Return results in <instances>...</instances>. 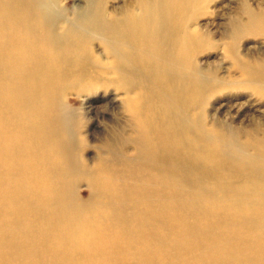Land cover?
I'll use <instances>...</instances> for the list:
<instances>
[{
    "label": "bare ground",
    "instance_id": "obj_1",
    "mask_svg": "<svg viewBox=\"0 0 264 264\" xmlns=\"http://www.w3.org/2000/svg\"><path fill=\"white\" fill-rule=\"evenodd\" d=\"M75 1L0 0V264H264V125L247 117L231 130L203 107L228 86L264 97V50L236 49L250 36L264 48V5L243 1L228 24L223 78L214 62L196 64L214 46L194 16L208 1ZM109 89L134 150L161 165L126 187H95L113 217L122 202L137 210L115 221L96 214L102 201L76 196L102 166L70 154L77 117L56 113L69 93Z\"/></svg>",
    "mask_w": 264,
    "mask_h": 264
},
{
    "label": "rangeland",
    "instance_id": "obj_2",
    "mask_svg": "<svg viewBox=\"0 0 264 264\" xmlns=\"http://www.w3.org/2000/svg\"><path fill=\"white\" fill-rule=\"evenodd\" d=\"M63 1L67 2L68 9L70 10L75 4H77L75 0ZM109 1L112 0H108V2ZM205 1H208L207 5L201 8H204L205 13L203 15H197L194 13V16L198 17L196 19V23L199 25V29L207 36L206 38L209 39V43L212 42L214 46L209 47L212 50L207 49L200 53V55L196 57V64L199 69H202L204 68L205 63L214 62L216 64V74L226 78L229 74L233 75V72H229L228 70L230 66L228 65L230 64L228 59H225L224 61H220L221 59H219V54H222L221 45L227 41L225 30L227 27H229L228 24H230L232 20H236L238 18L235 16V14H238L243 1L255 9L257 7L263 6L264 0H260L259 4L257 5L256 0ZM118 2L119 0H114L111 3L115 4ZM236 49L239 53H245L247 50L249 52L264 50L262 40L254 36L239 40L237 42ZM215 61L219 63H216ZM231 87V89H227L229 86L225 88L223 87L218 92H214V94H211L206 100V104H203L207 122L218 121L217 123H222L226 128L228 127L231 130H236L241 126L242 128L246 127V125L249 123H247L248 118H255L256 116L261 121L260 122L258 120V122H260L261 125H264L262 124L264 123V97L261 98L258 95H254L252 97L250 96V90L244 89L240 86ZM119 97L120 93L117 91H111V89L108 91L106 90L105 92L100 90L95 95H81L80 92H77V94L69 93L61 102L59 110H56L57 114H60L61 112L65 113L72 119V122H74L75 117H77V128L79 130L78 135L76 134V140L78 142V146H74L73 149H70V154H72L75 159L78 158L81 160V163L87 168H91L96 164L102 166V172L98 174L97 177L92 179L93 184H91V182L85 177H81L79 179L75 192L76 196L81 200L82 203H92L94 200L102 201L101 207L97 209V212L95 211L96 214L99 213L100 216H109V220L113 221L122 218L127 213L133 214L137 210L133 209L130 204L122 202L125 206L118 207H121L123 210V216L113 217L112 210L115 206L111 203L112 201L110 195L107 196L105 194L98 193L99 191L96 192L95 187L97 185H102L103 183L111 184L114 188L126 187L129 184H133L134 182L140 180L138 177L149 174L152 169L154 170L161 168V165L155 164V161L152 160L147 154H143L141 157H139L138 152L134 150L133 145L130 142V139L133 136L132 131H130V117L129 114L124 110V106L121 103ZM251 105L254 107L253 109L260 110V113H253V109L249 108ZM54 108L56 107H53V109ZM238 121L240 122L238 123ZM250 125L254 126L255 124L253 123ZM104 140H107L108 143ZM129 164L133 166L136 171H139V173H136L134 170L130 169ZM130 170L133 171L132 175L128 173ZM110 209L111 215H109ZM130 222L133 223L132 221ZM121 224L123 225V230L119 232L117 228ZM121 224L111 229L114 231L113 236L115 239L123 237L126 223ZM147 226L150 228L148 224Z\"/></svg>",
    "mask_w": 264,
    "mask_h": 264
}]
</instances>
